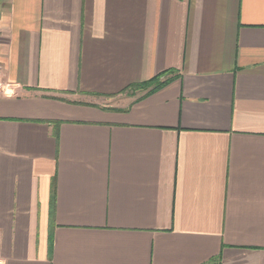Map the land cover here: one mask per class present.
I'll return each mask as SVG.
<instances>
[{
  "label": "crops",
  "instance_id": "crops-1",
  "mask_svg": "<svg viewBox=\"0 0 264 264\" xmlns=\"http://www.w3.org/2000/svg\"><path fill=\"white\" fill-rule=\"evenodd\" d=\"M0 264H264V0H0Z\"/></svg>",
  "mask_w": 264,
  "mask_h": 264
},
{
  "label": "trees",
  "instance_id": "trees-1",
  "mask_svg": "<svg viewBox=\"0 0 264 264\" xmlns=\"http://www.w3.org/2000/svg\"><path fill=\"white\" fill-rule=\"evenodd\" d=\"M167 82H168L167 80L162 81L161 76H157L156 78H153L150 81L130 86V88L128 90L133 89L135 91H147V93L150 94V93L160 89L161 87H163L165 84H167Z\"/></svg>",
  "mask_w": 264,
  "mask_h": 264
},
{
  "label": "rangeland",
  "instance_id": "rangeland-1",
  "mask_svg": "<svg viewBox=\"0 0 264 264\" xmlns=\"http://www.w3.org/2000/svg\"><path fill=\"white\" fill-rule=\"evenodd\" d=\"M143 92H147V91H135V90L131 89V90H128L127 92H125V96H123V97L137 96V95L143 94Z\"/></svg>",
  "mask_w": 264,
  "mask_h": 264
}]
</instances>
